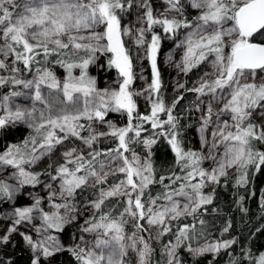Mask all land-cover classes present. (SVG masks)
<instances>
[{"label": "snow or ice", "instance_id": "snow-or-ice-1", "mask_svg": "<svg viewBox=\"0 0 264 264\" xmlns=\"http://www.w3.org/2000/svg\"><path fill=\"white\" fill-rule=\"evenodd\" d=\"M164 4L160 11L154 9L152 0H0V57H3L0 58V70L12 73L7 77L0 76V87L23 86L32 90L30 98L33 101L31 107L15 104L13 98L28 96L16 90L0 97V109L3 110L0 130L16 123H24L32 129L21 143L12 144L0 153V171L3 166L16 169L12 173L16 183H9V177L0 178V201H13L25 185L34 187L41 183L42 173L26 170V165L30 168L42 158L51 156L58 146L65 149L61 153L64 163L55 167L56 174L47 169L43 173L51 181H59V192L51 183L46 184L54 211H44L42 198L33 196L32 206L16 207L7 215L12 226L8 234L0 237V243L7 244L11 233L17 232L19 226L39 218L41 226L33 225L38 234L36 239L20 233L33 253L31 264H42L43 260L62 251L71 252L78 264H127L129 249L136 252L138 264H151L154 249L139 233L148 232L152 227L157 228V240L168 233L175 238L174 243L169 240L164 246L167 264H180L178 250L181 247L199 257L205 253L217 254L236 243L232 239L193 247L191 241L203 237V227L198 231L195 221L197 214L203 215L207 212L205 206L213 202V193H203L207 182L219 184L220 177L228 176L227 169L235 167L240 172L237 185L243 186L248 183L249 167L259 171L264 165V151L255 147V142L264 144V127L252 120L256 109L264 115V44L250 42L255 33L264 37V0H164ZM188 8L198 13L191 20L185 15ZM133 12L136 23L141 26H122L124 17ZM229 22L231 27H226ZM155 27L169 37H175L181 29L190 30L177 45L186 48L181 63L176 65L185 74L199 67L210 55L214 56L211 61L213 72L205 73L199 86L187 90L199 95L211 93L214 99H223V108L215 113L217 120L225 112L231 114L233 123L218 122L211 134V149L217 147V136L219 143L227 142L219 159L211 150L205 156L183 147L180 117L173 115L176 103L183 96L171 106H166L163 101V84L157 63L161 36L154 31ZM149 32L152 33L150 41L146 39ZM130 36H134L137 46L147 44L145 52L153 79L142 91L131 89L138 77L134 71V58L125 46L124 37ZM226 48L230 52L226 53ZM101 56L107 57L108 69L116 70L118 88L99 89L96 78L89 75L90 66L104 67L97 64ZM168 59L171 61L172 57ZM49 63L67 70L63 82L47 67ZM77 68L80 74L74 76L73 69ZM24 71H35L34 78L26 80L16 75ZM209 75L215 79H205ZM43 86L58 90L64 99L57 95L54 104L50 99L51 92L45 95ZM225 89H229L226 95L223 94ZM141 95L151 101L149 115L138 111L134 97ZM37 102L44 107L38 108ZM109 112L126 115L127 124L118 126L106 119ZM160 114L166 119L162 120ZM213 114L209 102L206 115L201 117L203 144H208L203 133ZM145 123L160 131L142 138L141 133L147 131ZM94 125H107V130L100 131ZM161 136L174 152L181 171L188 169L186 175L173 172L171 176L156 179L151 148ZM101 138H111L116 146L94 147ZM65 141H68L67 146ZM74 141H79L80 145H75ZM133 145H143L148 155L142 159ZM206 159L215 161L217 166L211 171L203 169L201 163ZM48 168H52L51 163ZM195 176H199L200 181L193 184L191 180ZM109 177L116 180L109 184ZM165 179L170 183L164 184ZM178 181L183 182L173 188ZM155 184L162 185L163 191L153 195L150 186ZM86 188L95 190V199L84 205L85 209L90 205L93 211L80 226V232L94 234L95 238L88 241L81 235L79 243L65 247L59 236L50 234L49 230L63 232L65 226L76 220L72 214L76 212V205L71 200L75 199L77 190ZM177 197L185 202L181 203ZM57 198L64 202L54 203ZM112 198H123V210L118 217L112 215L113 209L106 204ZM125 216L133 221L136 229L131 236L125 233L128 223ZM188 216L193 217L194 222L176 225L173 231L172 221ZM198 222L201 226L206 224L203 219ZM230 228L231 222H228L223 232ZM126 239L130 242L125 243ZM73 240H76L75 236ZM246 258L254 260L255 264H264V253L252 257L248 250Z\"/></svg>", "mask_w": 264, "mask_h": 264}, {"label": "rangeland", "instance_id": "rangeland-1", "mask_svg": "<svg viewBox=\"0 0 264 264\" xmlns=\"http://www.w3.org/2000/svg\"><path fill=\"white\" fill-rule=\"evenodd\" d=\"M153 7L156 10L162 11L165 7L164 0H152ZM194 10V9H193ZM197 13V10H194ZM132 24L135 27H140L141 25L136 23V13L133 12L132 14L126 15L122 21V26L123 25H128ZM226 27H231V22H229ZM99 30V29H98ZM161 36V42H160V49H161V58L159 62V68H160V74H161V81L163 84V87L161 88L162 92V97L163 101L166 106H171L179 97L183 96L184 101H180L179 103H176V105H181L185 106V110L187 111V117L190 116L191 122L194 123V128L192 129V132L195 135L194 140L190 141V147H192L194 150L199 151L203 155L207 156L209 154V151H212V154L219 159L222 157L226 143H219V137L217 136L215 139L217 141V147L215 149H211V144L213 142V137H212V132L216 130L217 123L221 121L227 120L228 123L231 125L233 121L231 120V114L228 112L223 113L222 115L219 116V120H217V116L215 115L216 112H218L221 108H223L224 100L220 99H214L213 95L211 93L207 95H199L196 92L188 91L187 89H190L194 86H199V81L201 77L205 76V73H212L213 68L211 61L214 59V56H209L206 61L203 62L202 65H199L197 69L195 70V74H191V72H188L185 74L182 72L179 68L176 67L177 64L181 63L182 58L184 53H182V50L185 48L183 46L177 47L178 44L181 43V41L184 40L186 34L188 33V29H182L181 33L179 32L177 35L173 37V41L168 44V47H166L165 43H168L170 37L163 33L162 29L156 31ZM151 35L152 33L149 32L146 34V39L148 41L151 40ZM181 35V36H180ZM259 37L260 34L258 35ZM264 38V37H262ZM125 39V46L130 50L131 55L133 56V65H134V71L137 73V79L134 81V83L131 85V89L137 90V91H142L143 89L147 88V85L151 83L153 76H152V71H151V66L146 65V55L147 53L145 52V48L147 47V44L144 47L137 46L134 43V36L130 37H124ZM251 41V39H250ZM165 46V47H164ZM159 49V50H160ZM226 53L230 52V49H225ZM171 56L172 59L169 61L168 57ZM136 57H139V59H136ZM3 58V57H0ZM107 57L106 56H101L100 59L98 60L97 64L98 65H104L103 68L98 67V66H90L89 67V73L95 74L97 76V87L99 89H104V88H118V85L115 83L117 80V72L116 70L113 69H108L107 68ZM10 62V61H9ZM144 62V63H143ZM56 68L60 70H54L52 71L57 79H59L61 82H63L67 78V70L63 67H61L58 64H55ZM50 68V67H48ZM72 74L74 76H78L80 74V70L73 69ZM12 73L0 70V76H10ZM19 75L20 78L26 79V80H31L35 76V71L30 72V74L26 73H19L16 74ZM91 76V75H90ZM140 76H143L144 78L141 79L139 78ZM207 80H212L215 79L214 76L209 75L208 77H205ZM245 81H242V83ZM256 82H260V77L257 76ZM179 85H184V87H180ZM13 90L16 91H22L28 96H19L13 98L14 103L21 105L23 107H31L32 106V99L30 98L32 90L30 89H24L23 86H13L11 84L0 87V97H3L4 95L10 94ZM42 91L44 92L45 95H47L49 92H51V97L50 99L52 102L55 104L56 103V96L59 95L60 99H64L63 94L59 93L58 90H49L46 86L42 87ZM229 89L224 90V95L227 94ZM217 93H220V90H217ZM230 98V97H229ZM138 111L143 114V115H149L150 110H151V101L146 100L143 95L134 97ZM211 102L213 106V116L211 118V122L207 125L205 132L203 135L207 138L208 144H203L201 141V132L200 128L203 124V121L201 119L202 116H205L207 113V106ZM197 105L199 106V110H197ZM36 106L38 108H43L44 106L39 104L37 102ZM58 106V105H57ZM260 109H256L255 112H253L252 119H256L261 117L262 121V127H264V115L260 114ZM3 114V110L0 109V115ZM173 115H174V109H173ZM175 116V115H174ZM160 118L162 120L166 119V116L164 114H160ZM106 119L111 120L113 123L117 124L118 126H124L127 124V116L122 115L121 113H113L109 112L108 116ZM257 120V119H256ZM189 124V122H188ZM9 127V126H7ZM6 127V128H7ZM11 127H20L24 129V137L29 136L30 133H32V129H30L26 124L24 123H16L14 126ZM94 127H98V130L100 131H105L107 130V125L103 126H97L94 125ZM144 128L147 129V131H143L141 133L142 137H147L151 135L153 132H158L160 129H151L150 124L145 123ZM165 128H167V125H165ZM232 131H235L234 128L231 129ZM82 135H87V133H82ZM164 137H158L157 142H160ZM99 142H106V143H111L116 146V142L111 140V138L105 139L101 138ZM98 142V143H99ZM75 145H80L79 141H74ZM65 145H68V141H65ZM114 146V147H115ZM135 150L137 151L138 154L142 157H146L148 155V150L143 146V145H134ZM154 145L152 146V148ZM151 148V152H152ZM65 149L63 147L57 148V150L51 154V156L44 157L42 158L37 164L31 166L30 168L26 165V170L32 171V172H42V175H40L39 179L41 183L35 185L34 187L31 185H25L22 189L21 192L16 195V198L13 201L6 202L4 201L3 204L0 203V222L2 226L5 228L4 230V235L8 234L9 228L12 226V220L7 218V215L12 212V210L16 207H29L32 206L34 203L33 196H39L41 197V207L44 209V211H54V209L51 207V204L48 200L49 192L50 190L46 187V184L51 183L53 189H55L57 192H59V181H51L50 178L43 174L45 170L47 169L48 171L52 172V169L55 168L58 164L64 163L61 153ZM52 164V168H48L49 164ZM216 162L211 160V159H206L204 160V169L211 171L213 168H215ZM235 169V167H231L227 169L228 172H231ZM36 170V171H34ZM16 169L12 168L11 166H3V171H0V178L4 177H9L8 182L9 183H16L15 179L12 178V173L15 172ZM53 175H55V172H52ZM120 177L123 178V174H120ZM196 178V176H195ZM200 179V177H198ZM194 180V179H192ZM215 186V184H212L211 182H207L206 186L203 189L204 194H209L212 193V188ZM95 191V190H94ZM94 191L89 194L88 196H85L80 202L78 203H73L76 205V212L72 213L75 215L77 218L74 220L71 224L65 226L63 232L57 233L54 229L49 230L50 234L52 235H58L62 244L67 247L69 245H72L73 243H79V237L81 235L84 236L85 240L91 241L95 238L94 234H89V233H81L80 232V226L84 224L85 219L91 217L92 215V209L90 205L88 206L87 209H85L84 205L87 204L89 201L95 199ZM177 199L181 200V203H184V199L181 197H177ZM54 203H63L64 201L57 198L53 201ZM72 203V202H71ZM63 213V209L60 210ZM34 215H36L34 213ZM126 219H128V227L125 228V233L126 236H131L133 232L136 231V229L133 227V221L126 216ZM141 223H144L143 221ZM42 224V221L39 218H36L32 221L31 224H23L19 226L18 231L11 233L9 237V242L12 243V245H16V241L21 238L23 240V237L20 235L21 232H24L26 234H30L33 236L34 239L37 238L38 234L35 232L33 225L35 227H40ZM148 227L147 225H145ZM157 232V228L152 227L148 232H143L139 233V235H142L145 240H147L151 247L155 249V246H157L159 240L155 239V235ZM73 236L76 237V240H73ZM0 237H3L0 235ZM17 239V240H16ZM224 240H230L226 237H223L221 240L218 241H224ZM23 245L28 249L30 257L32 259L33 253L30 249V247L26 244L25 241H23ZM127 239L125 240V243H129ZM175 240L173 241V243ZM209 242H216L215 240L208 241ZM3 243H0V245ZM205 244V243H204ZM202 244V245H204ZM201 245V246H202ZM137 247H142V245H137ZM181 249H186L185 247H181ZM178 250V251H179ZM59 253V252H58ZM57 254V253H56ZM166 254V252H165ZM209 255H214L213 253H205ZM55 255V254H54ZM49 257L47 260H43L42 264H62L59 262L58 259L55 258V256ZM167 255V254H166ZM153 256V253H152ZM152 256H151V264H152ZM126 260L129 262V264H138V256L136 252L132 251L129 249V254L126 257ZM75 259L72 257V259H65L63 261L64 264H72Z\"/></svg>", "mask_w": 264, "mask_h": 264}, {"label": "trees", "instance_id": "trees-1", "mask_svg": "<svg viewBox=\"0 0 264 264\" xmlns=\"http://www.w3.org/2000/svg\"><path fill=\"white\" fill-rule=\"evenodd\" d=\"M258 35H256L254 39L264 42V38ZM54 66H56L55 63H49L47 65V67H50L49 69L51 71H56L58 68ZM23 73L30 74V72L27 71ZM89 75L95 77L97 81V76L95 74L89 73ZM180 101H184V99ZM174 115L180 117L179 123L183 129L184 149L200 153L190 147V141L195 138V135L191 133L194 128V123L191 122L190 116L187 117L185 106L176 105L174 108ZM256 119H252L253 122L262 127L261 117ZM24 132V129L20 127L11 126L0 130V153L4 152L8 146L19 144L27 138L28 136L24 137ZM114 146V144L106 142H99L94 145V147L99 149H107ZM255 147L259 151H264V144L255 142ZM151 160L157 180L161 176H171L173 172L183 176L186 175L188 171V169H185L182 172L180 167L177 166L176 156L165 138L154 144L151 152ZM201 167L204 169V160L201 163ZM54 169L55 168L52 169V172H55ZM239 176L240 172L235 168L233 171L228 172V176L220 177V183L215 184L212 188V193L214 195L212 204L206 205L207 212H203V215L198 213V218L195 221L198 231L203 227L204 235L203 237L198 236L196 240L191 241L193 247L201 246L211 240L218 241L223 237L230 240L235 239L236 243L227 250L222 249L217 254H204L199 257H194L186 249H181L178 251L180 264H233V261H237V264H255L254 260L246 258L248 250L251 251L252 257H258L261 253H264V207H262V198H264V165L260 167L259 171H255L251 166L249 167L248 183L246 185H237ZM198 177L199 176H196L194 180H191V183H199L200 179ZM115 180V177H109V184ZM182 182L183 181H178L177 184L172 187L177 188ZM169 183L170 181L168 179L164 180V184ZM150 189L153 191V195H155L157 192L163 191V186L155 184L151 185ZM93 191L94 189L91 188H86L83 191L77 190L75 199L71 200V202L78 203ZM240 197H243V200H241ZM0 203L3 204L4 201H0ZM106 204L113 209V216L118 217L119 213L123 210V198H112L110 201H106ZM199 219L205 220L206 224L201 226L198 222ZM193 222V217L191 216L181 217L177 221H172L173 231L176 230V225L182 226L185 223L191 224ZM228 222H231V228L228 232H223ZM126 227H128L127 224L125 225V228ZM4 230L5 228L0 222L1 236H4ZM169 240L172 242L175 240L172 233H168L159 239L153 251L152 264H167V255L165 254L164 246ZM23 241L24 240L19 238L16 241V245H12V243L1 244L0 264H9V262L10 264H31L32 259L28 249L23 245ZM54 256L62 264H64L63 261L67 258L72 259L73 257L75 259L72 253L68 251L59 252ZM72 264H78L76 259Z\"/></svg>", "mask_w": 264, "mask_h": 264}, {"label": "flooded vegetation", "instance_id": "flooded-vegetation-1", "mask_svg": "<svg viewBox=\"0 0 264 264\" xmlns=\"http://www.w3.org/2000/svg\"><path fill=\"white\" fill-rule=\"evenodd\" d=\"M185 15L187 16V18L189 19V20H191L194 16H196L197 14H196V12L193 10V9H191V8H188V9H186V12H185ZM154 30H156V31H158V30H160V28L159 27H157V28H154ZM181 31H182V29L179 31L180 33H181ZM259 33H255L254 35H253V37L251 38V41L250 42H252L253 40H254V37L256 36V35H258ZM176 36H178V35H176ZM181 36V35H180ZM173 41V37H170V39H169V41H168V43H165V45H166V47H168V44L169 43H171ZM165 47V46H164ZM160 49V48H159ZM185 50H186V48H184L183 50H182V53H185ZM161 49L159 50V52H158V58H157V63H158V65H159V58H161V56H160V54H161ZM145 59H146V65H150V60L147 58V55H146V57H145ZM144 63V62H143ZM203 63H201L200 65H202ZM159 67V66H158ZM197 68H194L192 71H190L191 72V74H195V70H196ZM159 70H160V68H159Z\"/></svg>", "mask_w": 264, "mask_h": 264}, {"label": "water", "instance_id": "water-1", "mask_svg": "<svg viewBox=\"0 0 264 264\" xmlns=\"http://www.w3.org/2000/svg\"><path fill=\"white\" fill-rule=\"evenodd\" d=\"M255 43H262V42H255ZM262 44H264V43H262Z\"/></svg>", "mask_w": 264, "mask_h": 264}, {"label": "bare ground", "instance_id": "bare-ground-1", "mask_svg": "<svg viewBox=\"0 0 264 264\" xmlns=\"http://www.w3.org/2000/svg\"><path fill=\"white\" fill-rule=\"evenodd\" d=\"M127 264H129V262Z\"/></svg>", "mask_w": 264, "mask_h": 264}]
</instances>
